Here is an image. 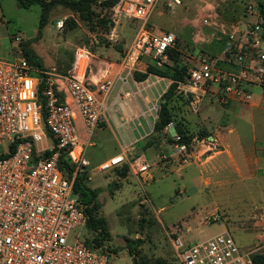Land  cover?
<instances>
[{
    "label": "rangeland",
    "instance_id": "obj_1",
    "mask_svg": "<svg viewBox=\"0 0 264 264\" xmlns=\"http://www.w3.org/2000/svg\"><path fill=\"white\" fill-rule=\"evenodd\" d=\"M249 4L255 5L258 13L262 11L260 4L264 8V0H181L170 10L161 0L148 22L155 30L167 28L178 35L183 51L180 58L191 61L202 52L219 55L225 33L244 28L256 16L249 11ZM92 7L104 19L94 16L84 20L68 7L55 4L39 29L41 6L24 8L16 0H0V58L23 56L22 46H28L41 58L44 69L65 72L76 59L81 72L89 62L86 76L93 81L113 77L140 20L115 14L112 5L103 6L99 1ZM158 9L164 13L156 14ZM185 16L202 27L196 32L201 38L209 34L215 50L207 49L204 42L199 44L203 41L199 35L197 42L193 40L196 26L187 23L179 28ZM148 65L152 60L143 59L134 71H145ZM134 71L124 82L117 81L109 95L108 113L99 121L84 152L88 160L86 182L95 190L93 213L102 223L97 230L85 228L95 250H106L112 264H180L171 243L173 237L180 235L191 244L227 230L241 250L261 251L262 104L217 101L209 92L197 97L175 86L169 102L174 117L190 136L186 152H176L171 143L174 128L154 129L160 102L165 100L171 82L154 86L152 80L161 79L158 74L148 73L145 78L149 81L138 80ZM253 92L258 96L260 88L254 86ZM75 125L83 131L80 118ZM123 148L128 157L136 150L143 153L150 163L149 171L133 173L129 167L124 169V164L99 168L102 160ZM214 215L219 218L214 219Z\"/></svg>",
    "mask_w": 264,
    "mask_h": 264
},
{
    "label": "built area",
    "instance_id": "obj_2",
    "mask_svg": "<svg viewBox=\"0 0 264 264\" xmlns=\"http://www.w3.org/2000/svg\"><path fill=\"white\" fill-rule=\"evenodd\" d=\"M160 1L113 3L115 14L140 20L113 77L93 81L86 76L89 62L81 72L76 59L66 72L52 68L35 74L24 55L0 58V264H112L106 250L97 252L94 242L87 241L85 204L74 194L72 183L77 170L88 164L86 145L108 113L117 81L124 82L143 59L161 65L166 49L177 43L173 31L155 30L148 22ZM164 2L174 10L181 0ZM248 8L254 15L255 5ZM225 34L220 54L200 53L177 88L197 97L209 92L217 101H256L264 107V14L256 12L244 28ZM40 80L44 104L38 97ZM254 86L260 88L258 96ZM77 118L83 131L77 130ZM170 127L174 128L172 120L164 125L167 131ZM171 138L176 152H186L187 143L175 128ZM62 152L74 163L71 178L59 167ZM124 163L133 173L150 168L143 153L136 150L128 157L125 148L98 166ZM171 243L180 264H264L256 262L251 251L241 250L227 230L191 244L176 235Z\"/></svg>",
    "mask_w": 264,
    "mask_h": 264
},
{
    "label": "trees",
    "instance_id": "obj_3",
    "mask_svg": "<svg viewBox=\"0 0 264 264\" xmlns=\"http://www.w3.org/2000/svg\"><path fill=\"white\" fill-rule=\"evenodd\" d=\"M103 6L113 5L115 0H16L17 5L20 7H30L33 4H38L41 6V13L39 19V29H41L46 21V17L52 7L55 4H62L68 7L72 12L76 13L81 19L91 20L94 16H97L99 19H104V17H99V12L95 11L92 7L93 3L98 2ZM261 5V13L264 14V8ZM74 21H71V24H74ZM167 31V30H164ZM177 36V43L175 46L168 47L166 49L167 59L161 65H157L152 62V65H148L145 71H134V77L136 79H144L148 73H156L158 75H163L172 78V82L170 83L168 90L164 94V101L160 102V108L158 111V117L155 122L154 129L156 131H160L164 125L172 120L174 122V128L181 133L182 140L189 145L190 136L187 133V130L183 124L174 117L172 105L169 100L173 95V89L177 85L178 81L184 80L185 76L190 71L193 60L191 61H182L180 56L182 54V50L179 46V38ZM22 52L24 56L29 60V62L34 67V73L40 74L38 70L44 69V65L42 63L41 58L33 51L31 47L22 46ZM170 66V67H169ZM169 68L172 71H169ZM71 69V68H70ZM69 70V69H68ZM67 71V70H66ZM65 71V72H66ZM43 90V81H39L38 83V97L42 104H44L45 97L42 93ZM59 167L62 172L69 178L72 177V171L74 169V163L71 161L70 157L67 153L62 152L59 156ZM129 167L128 164L124 163V169ZM87 174L86 168L84 167L82 170H77L76 174L73 178L72 188L74 194L77 196L78 200L85 204V210L87 213V228L92 227L94 230L102 227L101 220L98 217L94 216V209L96 208L95 203V190L91 188L86 182ZM96 242L99 241V238H95ZM87 241L89 239L87 238ZM253 259L256 262H264V247L261 251L253 254ZM135 264V263H134Z\"/></svg>",
    "mask_w": 264,
    "mask_h": 264
},
{
    "label": "crops",
    "instance_id": "obj_4",
    "mask_svg": "<svg viewBox=\"0 0 264 264\" xmlns=\"http://www.w3.org/2000/svg\"><path fill=\"white\" fill-rule=\"evenodd\" d=\"M157 12H156V14H162V13H164L163 12V10L162 9H158V10H156ZM193 21V19H190V18H187L186 16L185 17H182V19L180 20V25H179V28H180V26H182L183 24H189V27H192V26H196L195 28L196 29H194V34H196V36H192L193 37V40H195V42H197V35H199L198 33H196L197 31L199 32V31H201V29H202V27L201 28H199V27H197V25L196 24H194V23H191V22ZM190 22V23H189ZM178 28V29H179ZM157 29H159V30H168V31H171L170 29H167V28H157ZM199 38L201 39V40H203V41H201L199 44H202L203 42H204V45L207 47V49H209V50H215V47H214V43H210L211 41V37H209V34L208 33H204V35H203V37L201 38L200 37V35H199ZM212 47V48H211ZM154 75H156V74H154ZM156 76H158V78H161V79H156V80H158L157 81V83H156V80H152V82L155 84L154 86H157V85H159V86H166L167 84H169V82L171 81V78H168V77H165V76H159V75H156ZM148 78L149 77H147V78H145V80L147 79V81H149L148 80ZM161 81H164V84H161L162 82ZM230 153V152H229ZM229 156H230V154H229Z\"/></svg>",
    "mask_w": 264,
    "mask_h": 264
}]
</instances>
